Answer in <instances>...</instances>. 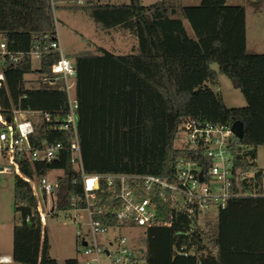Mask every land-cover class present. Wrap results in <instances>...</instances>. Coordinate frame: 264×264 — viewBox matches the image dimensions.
I'll return each instance as SVG.
<instances>
[{"label": "trees", "instance_id": "obj_1", "mask_svg": "<svg viewBox=\"0 0 264 264\" xmlns=\"http://www.w3.org/2000/svg\"><path fill=\"white\" fill-rule=\"evenodd\" d=\"M83 11L104 31L123 32L137 40L129 54L99 48L98 54L82 52L70 58L76 68L77 132L85 174L171 180L179 158L186 153L176 148L180 122L196 119L229 126L242 122L244 136L237 144L249 149L245 157L250 156L252 162L244 158L241 163L257 169L262 177L264 170L255 161L257 144L248 137L254 130L249 119L263 116L264 95L259 97L255 90L264 86V53L247 51L245 6L227 5V0H201L196 5L159 0L145 6L141 0H128L91 2ZM56 38L51 0H0V42L8 51L22 54L19 62L7 61L2 66L1 113L13 126L12 109L18 102L22 110L47 114L49 120L31 118L32 149H41L45 142L62 146L59 157L48 164L32 163L25 153L14 156L21 173L15 175L13 189L14 264H58L50 255L38 202L27 179L61 170L54 192L55 211L86 208L81 176L72 163L71 133L52 128L66 118L67 93L50 87L29 89L24 79L31 73L54 78L51 69L59 53L44 49ZM37 51L43 54L33 70L31 54ZM219 74L244 93L245 110L228 108L214 91ZM114 196L115 191L101 181L93 216L111 228L117 225L113 213L120 205ZM161 206L162 223L145 229L142 264H264V197L231 199L214 219L204 224L194 219V228L184 241L195 254H203L200 260L176 253V234L192 229V220L170 201ZM76 263L77 259L66 261Z\"/></svg>", "mask_w": 264, "mask_h": 264}, {"label": "built area", "instance_id": "obj_2", "mask_svg": "<svg viewBox=\"0 0 264 264\" xmlns=\"http://www.w3.org/2000/svg\"><path fill=\"white\" fill-rule=\"evenodd\" d=\"M53 0L51 5L53 7ZM78 4H82L78 2ZM44 51L59 53L58 61L52 66L51 73L54 78L41 76V82L53 86L61 83V89L68 96V112L64 122L54 125V130L71 133L72 137V163L79 171L84 198L85 210L89 216V241L83 236L81 230L77 232L80 240L79 253L81 259L76 264H102L101 257L106 255L109 264H142L144 251H134L128 247L124 237H116L109 241L107 247H102L98 236L105 235L111 229L96 220L93 216L95 207V192L99 190L100 182L105 181L107 187L115 191L114 198L120 205L114 209L117 225L121 227L148 228L162 223L161 202L170 201L171 205L180 212H185L192 220V229L188 232L176 234V253L185 257H196L198 260L203 254H195L193 248H188L184 238L194 228V221L204 224L207 219H214L220 210L224 209L231 199L242 196L264 197V172L258 176L255 168H245L242 165L244 158L250 161V156L245 157L248 148L238 145L240 140L232 132V126L186 119L180 122L176 137V148L185 151L175 166L173 177L161 179L155 176L141 175H87L83 170L80 146L77 132L78 102L74 96L76 68L71 59L61 52L59 40L56 38ZM43 52H33L32 62L39 63ZM22 54L7 50L4 42H0V89L5 82L2 66L10 61L17 63ZM38 67V65H37ZM13 126L10 120L3 117L0 107V157L7 159L11 155L15 163L16 172L21 175L19 166L15 162L16 153H25L29 160L48 164L59 157L61 144L43 143L39 150L32 149L30 137L35 134L31 118L43 116L49 120L47 114L33 112L30 109L22 110L20 103L13 105ZM178 144V145H177ZM252 162V160L250 161ZM11 170L8 166H0V175H5ZM30 181V179H27ZM40 188L45 197L54 195L57 187L50 184L45 176L39 177ZM248 186V189L245 187ZM33 188V187H32ZM34 191V190H33ZM75 204V198L73 204ZM38 210L44 221V215ZM215 211L213 216L210 212ZM195 219V220H194ZM1 261V260H0Z\"/></svg>", "mask_w": 264, "mask_h": 264}, {"label": "rangeland", "instance_id": "obj_3", "mask_svg": "<svg viewBox=\"0 0 264 264\" xmlns=\"http://www.w3.org/2000/svg\"><path fill=\"white\" fill-rule=\"evenodd\" d=\"M147 6L159 0H141ZM81 2L82 4H78ZM115 4L127 3L128 0H56L53 2V13L56 23L57 39L61 46L62 54L67 58L82 52L98 54L99 48H103L114 54L125 55L131 53L133 47L137 46V40L127 34L125 38L123 32L104 31L94 21H92L83 11L88 3ZM200 0H186L185 5H196ZM227 5H243L246 8L249 40L258 37L259 26H264V0H227ZM185 26L190 36L193 32L187 22ZM126 34V33H124ZM251 43V41H250ZM251 49V48H250ZM257 53H264V41L258 46ZM37 62L33 63V70L37 69ZM218 71V66H212ZM26 87L29 89L39 87H50L51 89H61V83L57 82L53 86L41 82L42 77L37 73L25 75ZM215 92L220 93L225 105L243 111L247 108V99L239 89L234 87L233 82L225 75L219 74V84L213 87ZM256 124V122H253ZM253 137L248 140L257 144L256 164L264 170V126L259 130L254 126ZM178 145V144H177ZM0 166H8L10 172L0 175V206L9 220V229H14L16 215L14 212V178L16 172L15 163L11 155L7 159L0 157ZM61 170H52L45 176L50 184H55L58 177L62 176ZM34 194L39 204L41 213L44 215V231L50 243V255L58 264H66L67 260L81 259L79 253L80 240L77 232L81 230L84 237L89 241V216L88 212L82 210L55 211L57 205V194L45 197L40 185L39 177H34L30 181ZM216 216V212H210ZM5 229V227H3ZM124 237L127 245L134 251L145 249V229L140 227L111 228L107 234L98 236V242L102 247H107L108 242L116 237ZM102 264H109L110 260L106 255L101 257Z\"/></svg>", "mask_w": 264, "mask_h": 264}, {"label": "crops", "instance_id": "obj_4", "mask_svg": "<svg viewBox=\"0 0 264 264\" xmlns=\"http://www.w3.org/2000/svg\"><path fill=\"white\" fill-rule=\"evenodd\" d=\"M183 4L186 0H181ZM201 1V0H200ZM246 27H247V51L249 53H257L256 50H258V46L260 43L264 41V26H259L258 37H254L252 40H249V29H248V21H247V14H246ZM125 38H127V34H122ZM251 41V43H250ZM134 48V47H133ZM251 48V49H250ZM255 94L259 97L261 95H264V86L258 87L255 90ZM263 116L261 118H252L249 119V123L252 128L257 127L259 130V126H264V109ZM253 122H256V124H253ZM253 132L250 133V137H253ZM39 205V204H38ZM44 223V221H43ZM5 227V229L3 228ZM12 249H13V230L9 229V220L7 217V213L1 209L0 206V264H14L12 260ZM78 260V259H77Z\"/></svg>", "mask_w": 264, "mask_h": 264}, {"label": "water", "instance_id": "obj_5", "mask_svg": "<svg viewBox=\"0 0 264 264\" xmlns=\"http://www.w3.org/2000/svg\"><path fill=\"white\" fill-rule=\"evenodd\" d=\"M232 132L233 134L239 138V139H242L243 136H244V129H243V123L238 121V122H235L233 125H232Z\"/></svg>", "mask_w": 264, "mask_h": 264}]
</instances>
